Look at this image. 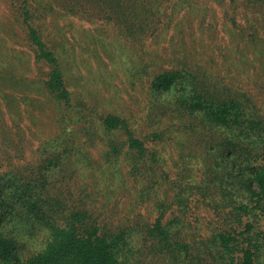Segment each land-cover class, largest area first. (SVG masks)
<instances>
[{
	"label": "trees",
	"instance_id": "trees-1",
	"mask_svg": "<svg viewBox=\"0 0 264 264\" xmlns=\"http://www.w3.org/2000/svg\"><path fill=\"white\" fill-rule=\"evenodd\" d=\"M209 1L220 17L241 32L243 43L254 44L264 57V0ZM198 4L199 0H22L20 10L27 39L35 49L34 59L52 66L42 89L71 107L59 56L63 50L57 51L44 39L41 25L34 21L38 15L60 13L62 18L107 22L131 42L141 43L171 30L182 31L185 20H190L183 9ZM240 23L247 26L241 30ZM19 77L23 93L36 94L40 83ZM202 78L187 68L175 69L156 75L151 84L152 101L160 105L158 109L168 107L195 135L203 155L200 182L190 156L174 160V167L179 168L175 173L163 167V158L150 152L126 119L102 117L105 131H124L127 136L130 168L126 181L145 174L151 178L130 192L132 203L145 207L155 200L156 217L149 220L128 214L117 218L119 210L109 214L106 203L66 204L61 194L52 193L55 177L64 172L61 159L69 150H63L45 158L36 170L25 166L23 171L0 174V264H264V117L252 98L244 99L216 79ZM147 137L163 139L157 132ZM110 148L120 162L119 154L125 148L115 142ZM199 198L216 210L226 228L219 226L214 231L208 225L204 230L186 218L190 201ZM36 221L49 230L50 237L41 251L22 259L19 249L25 236L16 229L26 226L32 230Z\"/></svg>",
	"mask_w": 264,
	"mask_h": 264
},
{
	"label": "rangeland",
	"instance_id": "rangeland-1",
	"mask_svg": "<svg viewBox=\"0 0 264 264\" xmlns=\"http://www.w3.org/2000/svg\"><path fill=\"white\" fill-rule=\"evenodd\" d=\"M21 5L22 0H0V52L5 56H0V174L23 171L25 166L36 170L45 158L69 150L63 155L68 158L61 159L64 172L55 177L53 194H61L69 205L106 203L109 214L119 210L117 218L129 214L132 218L153 220L155 200L144 207L134 205L129 196L151 178L145 174L126 181L130 168L127 136L124 131H105L102 117L118 115L126 119L150 152L163 158V167L175 173L179 168L174 167V160L190 156L199 172L198 182L203 155L182 118L173 116L168 107L160 110V105L153 103L151 84L156 75L187 68L202 79H216L233 92L243 94L244 99L252 98L264 117V57L254 44L243 43L241 32L220 17L209 0H199L197 6L183 9L182 14L187 11L190 20H185L182 31L171 30L141 43L131 42L107 22L90 23L75 16L62 18L60 13L38 15L34 21L41 25L44 39L57 51L63 50L59 56L71 107L42 89L52 66L34 59L35 49L22 25ZM242 20L247 22L244 17ZM241 26L242 30L247 25ZM19 76L40 83L36 94L23 93ZM4 112L7 116H3ZM154 132L161 133L163 139L152 141L147 137ZM111 142L125 148L119 154L120 162L110 153ZM65 174V180L60 181ZM81 189L88 194L81 193ZM100 190V195H95ZM86 195L92 196L86 199ZM204 203L202 198L191 200L186 218L204 230L208 225L214 231L219 226L226 228L216 210ZM40 223L36 221L28 231L26 226L17 227L16 232L25 236L20 258L30 257L45 247L50 232Z\"/></svg>",
	"mask_w": 264,
	"mask_h": 264
}]
</instances>
